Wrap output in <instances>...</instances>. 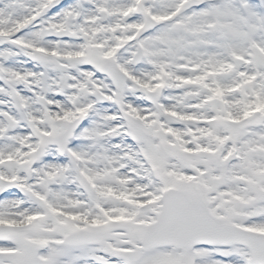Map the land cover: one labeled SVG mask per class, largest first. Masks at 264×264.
Wrapping results in <instances>:
<instances>
[{
    "label": "snow or ice",
    "instance_id": "snow-or-ice-1",
    "mask_svg": "<svg viewBox=\"0 0 264 264\" xmlns=\"http://www.w3.org/2000/svg\"><path fill=\"white\" fill-rule=\"evenodd\" d=\"M0 264H264V0H0Z\"/></svg>",
    "mask_w": 264,
    "mask_h": 264
}]
</instances>
